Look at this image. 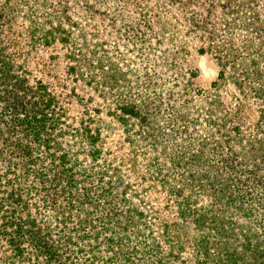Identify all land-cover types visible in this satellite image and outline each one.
Returning a JSON list of instances; mask_svg holds the SVG:
<instances>
[{"label":"rangeland","instance_id":"rangeland-1","mask_svg":"<svg viewBox=\"0 0 264 264\" xmlns=\"http://www.w3.org/2000/svg\"><path fill=\"white\" fill-rule=\"evenodd\" d=\"M167 1L0 0V69L24 81L50 141L23 165L0 125V209L22 197L17 218L69 241L68 264H235L264 249V0ZM61 155L68 184L53 176ZM6 240L0 264H36Z\"/></svg>","mask_w":264,"mask_h":264},{"label":"trees","instance_id":"trees-1","mask_svg":"<svg viewBox=\"0 0 264 264\" xmlns=\"http://www.w3.org/2000/svg\"><path fill=\"white\" fill-rule=\"evenodd\" d=\"M163 1L166 2V0ZM168 2L169 4L173 5L175 0H168L167 3ZM15 75L16 74H14L10 69H0V84L5 85L3 87L4 89L0 91V101H2L1 109L3 110V115L5 113L9 115L8 119H4L2 116V119H0V125H2L1 128L4 129V133L2 134H4L3 137L5 144L7 145L9 142H11L13 151H16V158L19 157L23 165L30 166L34 163L32 146L38 144L40 138L43 137V134L47 133V120L45 119V114H35V112H33L34 109H31V111H26L27 106L25 103L28 104L31 101H26L27 96L25 91L26 89L24 87V81L19 80L18 76ZM45 106L48 108L49 104H45L44 107ZM132 111L133 110H130V112ZM15 135L18 136L14 137V140H11L10 138ZM46 136V141H48L45 144L40 145V147L43 146L45 149H48L47 145L50 143L48 133ZM26 140H28V145L25 144ZM94 144V142H88L92 153L94 150ZM16 160L17 159L8 160V170H11L9 168H16V164L18 163ZM51 161L56 162L53 160V157H51ZM57 163L58 168L57 171L54 172L53 176H55V179L60 183H70L73 180L74 175L72 174V171L68 169V161L66 160V156L61 155L57 160ZM6 201L10 204L9 208L13 209V211H5V213H3V209H0V235H3L8 239L6 242L13 252H15V255L19 259L23 258V246L24 244H27L31 247L32 251H34V254L30 256L32 263L68 264L71 258L66 259L68 261L66 263L63 259L65 257V254L63 253H66V250L67 252L71 251L72 247L69 245V241H64L59 246L58 244L53 243L54 241H51L50 231L48 229L45 231L42 229V227L37 226L36 220H33L30 217L28 220H25L26 218L23 217H20V219L17 218V208H20L23 211L26 207V203L22 200V197L12 193L9 195V197H7ZM200 223L204 224V222ZM200 223H198V225ZM7 230H9V232L5 233L6 235H4L3 232H7ZM10 232H12V234H9ZM248 247L251 248V246ZM253 252L254 257L258 256L257 254H260L262 262L261 264H264V249L258 246L257 248L253 249ZM112 253L114 254L115 252L112 251ZM233 255L234 254L228 256V261L234 259ZM253 256L245 253V255L241 258L245 259L246 261L242 263L236 261L235 264H253ZM39 258L42 259V263L39 262Z\"/></svg>","mask_w":264,"mask_h":264}]
</instances>
